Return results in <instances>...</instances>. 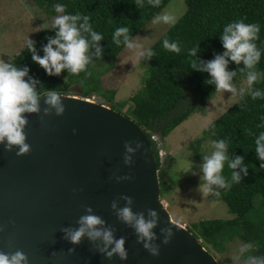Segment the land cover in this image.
I'll return each mask as SVG.
<instances>
[{
  "label": "water",
  "instance_id": "obj_1",
  "mask_svg": "<svg viewBox=\"0 0 264 264\" xmlns=\"http://www.w3.org/2000/svg\"><path fill=\"white\" fill-rule=\"evenodd\" d=\"M61 116L28 115L25 132L30 152L16 155L0 145V252L23 251L28 264H219L202 242L174 222L161 198V182L151 141L135 121L107 106L63 95ZM143 145L125 165L124 144ZM130 176L131 179H122ZM121 195L133 198L134 212L158 213L153 229L160 245L152 256L137 242L133 229L111 209ZM91 207L114 235L124 237L128 259L111 260L83 238L78 245L64 238V228L77 227ZM172 227L169 244L161 243V229ZM75 248L69 253V248Z\"/></svg>",
  "mask_w": 264,
  "mask_h": 264
},
{
  "label": "trees",
  "instance_id": "obj_2",
  "mask_svg": "<svg viewBox=\"0 0 264 264\" xmlns=\"http://www.w3.org/2000/svg\"><path fill=\"white\" fill-rule=\"evenodd\" d=\"M49 5V15L55 17L53 5L62 3L69 13L80 12L90 16L93 29L101 33L104 40L100 42L104 48L103 60H94L88 71L78 75L63 72L59 76H49L37 64L32 62L27 48L14 58L11 63L27 66L29 75L37 77L41 82L38 89H56L62 95H70L74 86H79L82 96L93 95L106 101L111 109L124 114L127 103L115 104L116 91L106 90L102 78L114 68L116 59L125 50L123 44L112 43V33L120 26H126L134 38L147 27L154 17L168 6L172 0H160L158 7H152L148 0H42ZM186 12L179 21L151 48L155 53L149 60L148 76L143 90L133 96V108H128L125 116L133 119L151 141L152 134L167 138L177 127L186 122L195 113H204L205 104L219 92L213 85H206L207 73L191 69L195 57L189 50L199 45L198 58L210 60L214 53L223 51L219 34L225 24L244 19L246 23L260 25L258 47L262 55L256 70L264 77V0H185ZM51 7V9H50ZM52 26V25H51ZM48 28L38 35L36 48L40 50L47 36L54 35ZM167 37L170 42H177L180 52L176 53L163 48L162 41ZM43 54L42 52L40 53ZM242 67V65H241ZM229 70L238 71L235 63L229 64ZM246 72H237L236 79ZM193 91L199 100L194 106L177 113L179 106L186 98L187 89ZM254 88L264 90V78ZM201 104V105H200ZM200 105V107H199ZM264 116V99L252 100L245 96L232 106L222 117L218 118L203 132V138L192 144L194 156L200 158L198 149L207 139H225L229 145V154L241 155L248 165V175L240 183H234L228 192H220L216 201H223L228 206L230 220H204L189 229L203 246H212L222 252L225 244L236 239L255 244L254 255H264V168L255 153L254 136L250 134L264 129L257 128L259 117ZM214 125V129L211 128ZM215 131L216 135L211 134ZM155 152L158 170L162 168L159 151L151 141ZM222 174L230 180L231 170L225 167ZM167 175L160 172L162 198L169 191Z\"/></svg>",
  "mask_w": 264,
  "mask_h": 264
},
{
  "label": "clouds",
  "instance_id": "obj_3",
  "mask_svg": "<svg viewBox=\"0 0 264 264\" xmlns=\"http://www.w3.org/2000/svg\"><path fill=\"white\" fill-rule=\"evenodd\" d=\"M148 3L152 7H158L160 0H148ZM53 8L57 13L50 29L54 30V35L46 37L47 42L42 45L40 50L36 48V41L30 39L29 36L26 39L27 51L31 53L32 62L49 76H59L62 71L68 75H78L81 72H84L86 76L91 75L88 66H94V60H103L104 48L100 44L104 40L103 35L93 29L89 15L80 12H66V6L62 3L54 4ZM152 22L175 25L177 17L164 12L156 15ZM259 33L260 25L258 23H246L244 19L225 24L219 34L223 51L214 53L210 60H202L197 55L199 45L190 49L189 55L196 58L191 64V69L207 73L208 78L204 83L213 85L216 91L223 90L231 93L232 96L241 98L247 95L252 100L264 99V90L253 88L260 76L256 70L262 55V49L256 43L259 40ZM111 39L112 43L117 46L123 44L127 49L134 50L138 60L148 61L155 55L150 48H143L140 44L135 43V38L130 35V30L126 26L117 27L113 31ZM162 46L166 50L180 52L178 43L170 42L167 37L162 41ZM231 63L238 66L239 72H246L247 87L237 88L233 84V78L238 71L229 70ZM29 71L30 69L26 65L20 66L0 60V145L5 151L15 150L18 156L26 155L31 150L30 145L26 142L25 129L29 122L28 115L41 113L42 97L45 105L43 116L51 114L61 116L65 112L62 102L63 95L56 89L44 91L41 88L38 89L41 82L37 77L29 75ZM93 97L96 98L95 95L89 98L82 96L81 98L107 106L97 99L92 101ZM259 120L260 123L256 127L264 129V116L259 117ZM214 127L211 125L212 129ZM211 134L216 135L214 130ZM250 134L254 136V150L260 161V168H264V131H259L258 134L250 132ZM159 138L162 140L161 137ZM132 143V141H126L124 144L123 161L125 165H131L133 162L131 154L143 147L141 143L135 142V148H133ZM210 149L209 153L201 156L202 162L197 166L198 171H193L192 174L199 175L197 191L202 196L219 197V189H228L232 184L240 183L243 177L248 175V165L245 164L243 156L229 154V145L225 139L211 140ZM225 163L231 170L230 180L222 174ZM192 168L193 164L190 161L187 172ZM122 179H131V177L126 176ZM120 199L125 201V206L119 207L117 200H113L110 204L118 220L133 229L137 236V242L142 244L145 250L152 256H158L160 245L154 243L157 236L153 231L159 219L157 211L150 208L147 210V217H145L143 212L133 211L131 196L121 195ZM85 213L79 217L77 227H68L62 230L64 238L72 245H78L83 238H87L95 250L104 255L106 259L111 260L113 257H118L120 261H126L128 252L125 248V238H117L114 235L115 228L106 226L105 221L94 214L91 207H86ZM161 234L163 235L161 243L167 245L174 235L173 228H162ZM255 247V244L251 242L241 243L236 249V254L232 257L234 264H264V255L253 254ZM74 251V247L68 249L69 253ZM0 264H28V256L21 250L12 253L0 252Z\"/></svg>",
  "mask_w": 264,
  "mask_h": 264
},
{
  "label": "rangeland",
  "instance_id": "obj_4",
  "mask_svg": "<svg viewBox=\"0 0 264 264\" xmlns=\"http://www.w3.org/2000/svg\"><path fill=\"white\" fill-rule=\"evenodd\" d=\"M48 5L42 0H0V60L12 62L27 48L26 39L28 36L34 40L50 28L54 17L49 15ZM186 9L185 0H172L161 14L171 13L177 17L178 22ZM173 26L151 22L135 37L134 42L143 48L151 49ZM149 63V60H138L134 50L125 48L116 59L111 72L102 78L104 89L116 91L114 103H127L125 109L122 110L124 114L128 112V108L134 107L133 96L143 90L145 86ZM263 78V76H259L253 88L261 83ZM233 84L237 88L247 87L246 74L239 76ZM186 90L188 91L186 98L179 106L177 113L186 110L189 106H194L195 102L199 101L193 91L188 88ZM70 96L81 98V88L79 86L72 87ZM243 98L232 96L231 93L223 90L219 91L205 104L204 113L193 114L167 138L162 139L164 155L162 158L160 157L162 168L159 172L167 175L166 180L170 189L161 198L172 220L188 230L193 229L195 224L204 220L234 218L226 203L216 201L214 195L202 196L197 191L199 175L192 174L193 171H198L197 166L202 162L201 156L210 152L211 139H207L199 147L200 158L194 156L192 144L198 139H202L204 130ZM96 99L106 104L104 99L98 96ZM190 161L193 168L187 172ZM219 191L226 193L229 190L219 189ZM200 241L204 243L202 239ZM241 243L243 242L239 239L229 241L225 244L222 252L215 250L212 246H206V250L215 257L219 264H234L232 257L236 254V249Z\"/></svg>",
  "mask_w": 264,
  "mask_h": 264
},
{
  "label": "built area",
  "instance_id": "obj_5",
  "mask_svg": "<svg viewBox=\"0 0 264 264\" xmlns=\"http://www.w3.org/2000/svg\"><path fill=\"white\" fill-rule=\"evenodd\" d=\"M95 100H96V98L93 97V98H92V101H95ZM151 139H152V141L156 144L157 148L159 149V154H160V156H161V158H162L163 155H164V150H163V143H162V140L159 138L158 135H152V136H151Z\"/></svg>",
  "mask_w": 264,
  "mask_h": 264
}]
</instances>
